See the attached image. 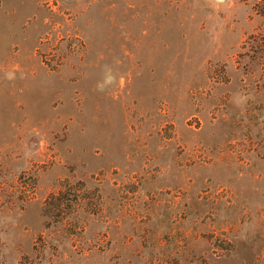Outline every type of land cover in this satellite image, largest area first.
Here are the masks:
<instances>
[{
    "label": "rangeland",
    "instance_id": "obj_1",
    "mask_svg": "<svg viewBox=\"0 0 264 264\" xmlns=\"http://www.w3.org/2000/svg\"><path fill=\"white\" fill-rule=\"evenodd\" d=\"M0 264H264V0H0Z\"/></svg>",
    "mask_w": 264,
    "mask_h": 264
},
{
    "label": "trees",
    "instance_id": "obj_2",
    "mask_svg": "<svg viewBox=\"0 0 264 264\" xmlns=\"http://www.w3.org/2000/svg\"><path fill=\"white\" fill-rule=\"evenodd\" d=\"M70 190H75V192H77L75 188L73 189L70 187ZM79 201V197L71 200L65 198L63 192L51 196V205L56 216H58L59 221H67L71 219L69 216L75 212L79 205Z\"/></svg>",
    "mask_w": 264,
    "mask_h": 264
}]
</instances>
